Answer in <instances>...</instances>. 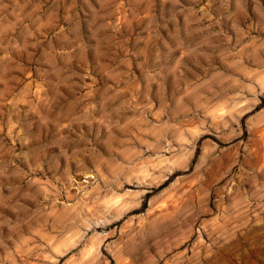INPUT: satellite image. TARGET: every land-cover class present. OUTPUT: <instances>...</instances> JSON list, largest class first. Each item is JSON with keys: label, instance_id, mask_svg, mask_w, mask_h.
<instances>
[{"label": "rangeland", "instance_id": "1", "mask_svg": "<svg viewBox=\"0 0 264 264\" xmlns=\"http://www.w3.org/2000/svg\"><path fill=\"white\" fill-rule=\"evenodd\" d=\"M0 264H264V0H0Z\"/></svg>", "mask_w": 264, "mask_h": 264}]
</instances>
